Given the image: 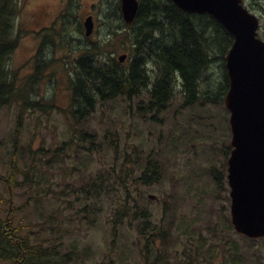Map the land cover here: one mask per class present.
Instances as JSON below:
<instances>
[{"label":"rangeland","instance_id":"374dc122","mask_svg":"<svg viewBox=\"0 0 264 264\" xmlns=\"http://www.w3.org/2000/svg\"><path fill=\"white\" fill-rule=\"evenodd\" d=\"M44 1L52 4L51 17L45 21L42 19L48 14L39 5ZM109 1L19 0L21 12L15 20L14 35L20 31L22 38L12 55L10 67L19 69L36 54L41 41L39 32L59 23L71 2L70 12L76 8L77 21L81 22L71 26L84 28L85 20L92 16L94 30L89 38L102 39L108 31L105 26L111 25V21L105 19ZM255 2L243 0L244 6L259 17V36L264 39V9L260 8L264 6V0H257L258 12ZM85 32L84 28V35H76L87 38ZM117 38L119 42L123 35ZM123 54L127 55L121 50L118 57ZM64 55V50L57 52V58ZM62 66L63 63L58 62L51 68L49 72L56 74L57 81L51 84L47 80L41 92L45 97L56 94L58 108H67L70 99L68 77ZM31 67H27L22 75L32 72ZM208 74L211 77L214 74L215 84L221 82L220 71L215 65ZM141 101L142 97H136L99 104L89 120L74 124L80 138H74V143L68 146L64 142L69 141L74 127H70L60 110L49 116L30 113L16 143V108L4 109L0 114V212L13 203L16 207L25 204L30 196L29 188L21 185L23 176L17 178L15 194H9L10 188L2 180L10 173L14 151L18 153V165L25 171L33 161L28 147L36 150L43 145L47 153L40 166L35 168L39 180L32 181L31 189L38 191L40 197L38 202L31 200L26 208L18 211L16 220L29 223L27 216L30 215L33 222L30 228L37 237L36 241L34 237L32 240L45 246L56 245L61 253L59 264H145V240L138 233L143 221L133 214L140 211H148L157 227L162 226L163 219L174 222L172 236L178 246L173 247V253L179 254L173 255V264L183 257L182 252L188 244L185 237L188 226L204 236L207 259L210 260V243L218 246L224 243L225 247L236 244L240 255L249 252L246 258H252L256 249H245L247 244L242 235L230 230L232 223L230 227L225 225L226 220H231L226 174L232 132L230 114L224 104L182 109V96L177 95L168 111L152 119L154 113L146 118L139 109ZM85 133L95 137L83 140ZM60 148L63 149L57 155L55 151ZM21 151L26 152L22 154ZM149 160L159 163L162 171L157 182L144 184L138 178L143 177ZM98 176L104 177L109 190L97 201L82 194L81 186ZM118 176L127 182V187L118 186ZM127 194L130 199H126ZM164 214L170 217L164 218ZM117 216L123 221L118 224L115 234L112 227ZM218 220L223 221L219 228L224 237L216 233L217 238L211 239L208 227L216 226ZM158 248L154 247L152 251ZM213 256L215 264L233 262L232 254L224 247L218 248ZM253 262L247 264H259ZM261 264H264V252Z\"/></svg>","mask_w":264,"mask_h":264},{"label":"trees","instance_id":"16d2710c","mask_svg":"<svg viewBox=\"0 0 264 264\" xmlns=\"http://www.w3.org/2000/svg\"><path fill=\"white\" fill-rule=\"evenodd\" d=\"M72 8L71 2V6L67 7L58 20L59 23L56 22L51 28L39 32L41 41L36 54L21 68L12 69L11 58L22 38L20 31L14 35L15 20L21 12L20 2L0 0V114L7 107L16 108V143L19 142L30 113L49 116L60 110L70 127H74V135L71 133L69 141L64 142V145L68 146L74 143V138H80L74 124H84L95 113L99 104L142 97L139 109L146 118L154 113L152 119H157L168 111L177 95L182 96V109L224 104L229 89L225 59L234 39L213 16L188 14L179 9L172 0H139L135 20L129 26L124 21L120 0H110L107 9H104L105 19L111 21V25L105 26L108 28L105 37L94 41L76 35H84V28L71 26L77 22L81 23L77 21L76 8L70 12ZM118 35H123L119 42ZM61 50L65 51V55L57 58V52ZM121 50L128 55L124 63L118 58ZM58 62L63 63L62 67L68 77L66 83L70 99L67 108H58L55 104L56 94L45 97L41 92L47 80L51 84L57 81L56 74L49 71ZM214 65L220 71L221 82L217 84L214 74L212 77L208 74ZM30 66L32 72L22 75ZM87 137L92 138L95 135L85 133L82 138L84 140ZM61 149L63 148L56 149L57 155ZM25 152L21 151L22 154ZM28 152L33 160L28 170H21L15 150L10 173L2 178L10 188L9 194H15L17 178L23 176L21 185L29 188L30 196L25 204L16 207L13 203L10 208L0 212V263L59 264L61 253L56 245L45 246L32 240L34 237L36 241L37 237L30 228L33 225L30 215L27 219L32 224L16 220L18 211L26 208L31 200L36 201L40 197L38 191L31 190L32 181L39 180L34 171L44 160L47 151L42 145L36 150L29 146ZM161 171L159 163L149 160L143 177L138 180L144 184L155 183L160 179ZM118 179V186L127 187V182L121 176H118ZM108 190L109 185L103 176H98L81 186L82 194L97 201L101 200ZM126 199H130L129 194ZM88 207L86 206L87 209ZM133 214L135 218L143 221L138 227V233L145 240V264H173V255L179 254L173 253V247L178 246L172 236L174 222H165L163 219L162 226L157 227L148 211ZM168 215L164 214V218L170 217ZM122 221L121 216H117L113 221L115 225L112 229L115 234L118 224ZM221 223L223 221L218 220L216 226L208 227L212 233L211 239L217 238L216 233L219 237L220 234L224 237L223 230L219 228ZM231 223L228 219L225 225L230 227ZM233 228L231 226L230 230H234ZM181 231L185 233V230ZM185 237L188 244L182 252L183 257L176 260L177 264H215L213 253L223 247L234 257L232 264H247L248 261L252 263V260L253 263L262 262L264 239L251 240L241 236L247 244L245 249H256L250 259L246 258L250 255L249 252L240 255L236 244L225 247L224 243L222 246L210 243L209 260L205 257L207 246L204 236L197 234L196 228L188 226ZM154 247L159 248L153 252Z\"/></svg>","mask_w":264,"mask_h":264},{"label":"water","instance_id":"95a60500","mask_svg":"<svg viewBox=\"0 0 264 264\" xmlns=\"http://www.w3.org/2000/svg\"><path fill=\"white\" fill-rule=\"evenodd\" d=\"M127 25L135 20L139 0H120ZM188 14L213 16L234 38L226 56L229 89L224 106L230 114L231 154L227 179L234 230L248 239H264V41L260 19L243 0H172ZM85 36L94 30L93 17L84 22ZM124 63L127 55L119 56ZM155 199V196H151Z\"/></svg>","mask_w":264,"mask_h":264},{"label":"flooded vegetation","instance_id":"af4514ba","mask_svg":"<svg viewBox=\"0 0 264 264\" xmlns=\"http://www.w3.org/2000/svg\"><path fill=\"white\" fill-rule=\"evenodd\" d=\"M256 2H255V5H254V7H255V11L256 12H258V8H259V5L257 4V0H255ZM61 1H59V3H60ZM39 5H42L43 7H44V13L47 15V16H44L43 17V19L42 20H49V18L51 17V13L52 12H50V10H51V8H52V4L50 3V2H48V1H44V2H42V3H40ZM260 8H262V9H264V6L262 5V6H260ZM260 10V9H259ZM260 11H262V10H260ZM263 12V11H262ZM53 25V24H52ZM48 26H51V25H48ZM47 28H49V27H47ZM227 169H228V161H227ZM226 182H227V184H228V179H227V174H226ZM228 189H229V186H228ZM229 191H230V189H229ZM232 261L234 260V257L231 259ZM224 264V263H223Z\"/></svg>","mask_w":264,"mask_h":264},{"label":"bare ground","instance_id":"6f19581e","mask_svg":"<svg viewBox=\"0 0 264 264\" xmlns=\"http://www.w3.org/2000/svg\"><path fill=\"white\" fill-rule=\"evenodd\" d=\"M234 39V38H233Z\"/></svg>","mask_w":264,"mask_h":264}]
</instances>
